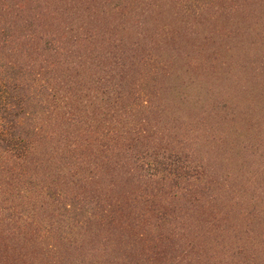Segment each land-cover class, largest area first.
Returning <instances> with one entry per match:
<instances>
[{
	"label": "trees",
	"instance_id": "trees-1",
	"mask_svg": "<svg viewBox=\"0 0 264 264\" xmlns=\"http://www.w3.org/2000/svg\"><path fill=\"white\" fill-rule=\"evenodd\" d=\"M157 6L0 0V264H264V0Z\"/></svg>",
	"mask_w": 264,
	"mask_h": 264
},
{
	"label": "rangeland",
	"instance_id": "rangeland-1",
	"mask_svg": "<svg viewBox=\"0 0 264 264\" xmlns=\"http://www.w3.org/2000/svg\"><path fill=\"white\" fill-rule=\"evenodd\" d=\"M150 1H154V0H150ZM160 0H155V3L158 5L155 12L153 13V16L155 17V19L158 22H163L164 25H167L168 22H170V17L169 14L172 13L173 15L175 13H177V8H179L177 6V4L179 3H189L192 0H162L163 5L159 2ZM151 5V4H150ZM129 7H132V5H128ZM194 8H200L198 6V2L192 6V9ZM206 14H209L207 19H205L207 21V23H211L210 21H212L211 19H216V15L214 13H212L211 11L206 12ZM211 17V18H210ZM219 17H217V21L213 26H209L208 27V34H205L204 36L202 34H198V37L201 39V41L197 42L198 43V48H197V52H194L191 56H192V60L201 64V66L199 67V69L201 70H205L208 71L210 69H213L212 67H216V69L218 70V72H215L216 74H218V78L221 77V75L223 74L222 69L220 70L219 64L217 63V60L214 59L215 56H219L222 57L224 54L227 53V49H228V39L224 38V34L221 33V27L223 25V19H218ZM201 21V20H200ZM169 26H172L173 30L176 29L177 31V25L175 24V19L172 21L171 24H168ZM215 27V28H214ZM195 32L192 33V37H196L197 31L198 29L194 30ZM205 36L207 37H211V38H205ZM174 37L177 39V32L174 35ZM216 37H218L216 39ZM220 37V40H219ZM217 40V41H214ZM214 65V66H210V65ZM215 70V69H214ZM222 73L220 75V73ZM218 78L213 79L210 83L213 85V87H215L216 91H219L218 86H216L217 82H218ZM242 99L241 102L242 103ZM252 106V105H251ZM263 213H264V209H262ZM259 239H264V221L261 220L259 221ZM139 251V249H137ZM122 257V256H120ZM122 261L125 260V258H121Z\"/></svg>",
	"mask_w": 264,
	"mask_h": 264
}]
</instances>
